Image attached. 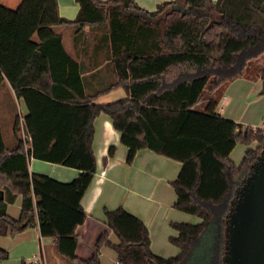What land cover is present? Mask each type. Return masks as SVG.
<instances>
[{
  "label": "trees",
  "instance_id": "1",
  "mask_svg": "<svg viewBox=\"0 0 264 264\" xmlns=\"http://www.w3.org/2000/svg\"><path fill=\"white\" fill-rule=\"evenodd\" d=\"M77 2L80 10L74 20L60 15L58 0H23L17 9L0 4V75L25 100L29 112L24 124L30 137L28 148L21 137L14 146L9 145L0 123V189L4 193L0 197V235L14 236L39 225L43 235L57 239L58 251L78 264H101L103 245L116 250L117 264H224L227 216L237 188L264 148V133L238 131L241 124L217 109L228 84L249 77L253 61L264 54V0H171L153 11L135 0ZM61 25L74 26L76 41L88 35L85 28L94 32L99 42L94 50H107V64L112 65L118 81L86 96L82 75L87 68L65 50L63 36L55 30ZM178 51L185 53L192 70H184L177 62ZM154 57L177 66L173 79L156 73L130 80L117 73L116 61ZM101 63L95 62L93 71L101 72ZM254 75L264 80V65ZM159 78V87L144 98L93 102L117 85ZM183 82L189 85L181 90ZM183 90L189 92L188 102L171 106L169 96ZM206 90L209 97L203 108H193ZM102 113L110 117L122 144L128 147L127 163H133L142 149L182 162L173 182L174 207L199 217L200 222L172 223L178 234L171 242L180 249L178 255L154 254L145 223L119 207L106 211V216L120 242L113 244L104 234L92 258H77L76 230L87 217L82 199L97 171L92 148L94 121ZM18 124L19 118L17 131ZM255 142L258 148L250 149L241 165L230 160L238 143L250 146ZM115 154L112 145L109 157ZM31 158L81 172L71 182H60L31 172ZM18 195L23 196L22 213L14 219L8 215V205ZM56 204L70 211L61 224L55 216ZM65 237L69 240H63ZM9 256L0 248V262Z\"/></svg>",
  "mask_w": 264,
  "mask_h": 264
},
{
  "label": "crops",
  "instance_id": "2",
  "mask_svg": "<svg viewBox=\"0 0 264 264\" xmlns=\"http://www.w3.org/2000/svg\"><path fill=\"white\" fill-rule=\"evenodd\" d=\"M23 0H0V4L17 9ZM142 8L153 11L159 4L171 0H135ZM218 0H213L216 3ZM59 13L62 17L74 20L80 10L77 0H58ZM56 32L63 36L65 50L78 62L85 64L86 72L82 75L85 79L86 96L93 94L110 83L118 81L112 65H108L107 50L100 52L94 50L99 45L98 40L88 36L75 40V28L73 25H61L55 28ZM89 32V28H85ZM95 62H102L101 72L93 71ZM187 68L192 67L186 62ZM118 74H124L130 80H140L153 76L156 73L173 79L171 65L166 61L154 57L152 59L130 58L126 61H116ZM161 69V70H159ZM161 83V79L145 81H129L117 85L109 91L101 93L93 99L95 103H110L128 97L144 98L148 93L155 91ZM262 83L261 78L254 74L249 77H239L228 84L220 98L217 111L226 118L241 124L238 131L246 132L249 126L260 122L264 114V92L259 91ZM183 82L181 90L188 86ZM178 95L169 96V104L177 107L181 102H188L189 92L183 90ZM154 100L151 99L150 102ZM207 99L204 96L198 99L193 108L202 109ZM220 106V108H219ZM28 108L24 98H19L16 91L5 76L0 75V123L3 130L4 123L12 127V133L5 141L14 146L17 137L25 142V148L30 146L29 135L24 131L23 136L19 130H15V124L19 118L24 122L28 114ZM95 135L92 148L96 156L97 171L94 179L82 199V206L86 212V219L76 230L78 243L75 254L79 260L92 258L96 244L100 237L107 234L113 244L120 242L116 233L107 224L106 211L116 210L123 207L130 213L139 217L147 226L151 243L150 247L154 254L169 258L180 253V249L171 242V237L178 232L173 228V222L198 223L200 218L185 213L174 207L177 194L173 186L181 169L182 162L167 156L158 154L150 149L140 150L133 163L126 161L128 147L122 144L121 134L113 126L110 117L100 114L94 121ZM4 134V131H3ZM116 146V154L109 157V149ZM258 142L247 146L238 143L231 152L229 158L237 166L241 165L247 152L255 150ZM107 159V162H106ZM30 171L48 175L60 182H71L80 174V170L74 167L52 163L31 158L29 161ZM4 196L0 189V197ZM23 196L18 195L16 201L8 205V215L19 219L22 213ZM70 213L69 210L55 205V216L58 224ZM63 240H69L65 237ZM0 248L9 251V258L0 264H22L32 262L33 257H38L43 264H78L75 260L62 255L58 251L57 239L51 235H43L39 225L29 227L14 236L0 235ZM116 250L108 245H103L100 250L101 264H116L118 262Z\"/></svg>",
  "mask_w": 264,
  "mask_h": 264
},
{
  "label": "water",
  "instance_id": "3",
  "mask_svg": "<svg viewBox=\"0 0 264 264\" xmlns=\"http://www.w3.org/2000/svg\"><path fill=\"white\" fill-rule=\"evenodd\" d=\"M226 223L224 264H264V148L237 188Z\"/></svg>",
  "mask_w": 264,
  "mask_h": 264
},
{
  "label": "rangeland",
  "instance_id": "4",
  "mask_svg": "<svg viewBox=\"0 0 264 264\" xmlns=\"http://www.w3.org/2000/svg\"><path fill=\"white\" fill-rule=\"evenodd\" d=\"M97 32V31H96ZM95 32V33H96ZM94 32L92 33V32H88V37L89 38H92V40L94 39ZM179 53H180V55L177 57V62L179 63V64H181V66L185 69V67L187 66L186 64V60H185V53L184 52H182V51H178ZM158 58V57H157ZM158 59H160V58H158ZM167 63V65L170 67L171 65H173L174 67L172 68V72L173 73H177V70H178V68H177V66L176 65H174V64H170V63H168V62H166ZM264 65V54L261 56V57H259L258 59H256V60H254L253 61V63H252V68H251V71L249 72L250 74H254V73H257V71H258V69H260L262 66ZM187 68V67H186ZM159 70H161V69H159ZM188 70H189V68H188ZM263 81L264 80H262V83H261V85H260V90L259 91H261L262 89H263ZM209 90H206L204 93H203V95L202 96H204V99L206 98H208L209 97V92H208ZM264 94V93H263ZM198 108H200V105L198 106ZM219 108H220V106H219ZM263 118H264V114L262 115V117H261V120H260V122H257L256 124H261L262 122H263ZM12 130H13V128L11 127L10 128V126H8L7 124H5L4 123V125H3V131H4V136H5V138H7L8 137V135L9 134H11L12 133ZM18 130H19V134L21 135V136H23V133H24V131H26V129H25V124H24V122L23 121H21L20 119H19V124H18ZM24 137V136H23ZM211 247V243L209 244V248ZM9 252V251H8ZM213 253L215 254V252L213 251ZM200 254H202V251L200 252ZM225 256V255H224ZM34 258V257H33ZM223 262H224V257H223ZM117 264V263H116Z\"/></svg>",
  "mask_w": 264,
  "mask_h": 264
},
{
  "label": "built area",
  "instance_id": "5",
  "mask_svg": "<svg viewBox=\"0 0 264 264\" xmlns=\"http://www.w3.org/2000/svg\"><path fill=\"white\" fill-rule=\"evenodd\" d=\"M248 129L252 130V132L254 133H257V132L264 133V118L261 124H253L252 126H249ZM32 262L34 264H43L42 260L38 258L37 256L32 259Z\"/></svg>",
  "mask_w": 264,
  "mask_h": 264
}]
</instances>
